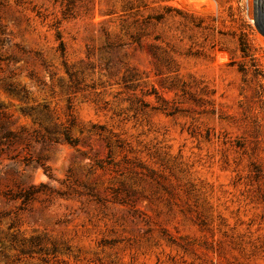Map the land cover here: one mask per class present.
<instances>
[{
  "label": "rangeland",
  "instance_id": "374dc122",
  "mask_svg": "<svg viewBox=\"0 0 264 264\" xmlns=\"http://www.w3.org/2000/svg\"><path fill=\"white\" fill-rule=\"evenodd\" d=\"M255 4L0 0V264H264Z\"/></svg>",
  "mask_w": 264,
  "mask_h": 264
},
{
  "label": "trees",
  "instance_id": "16d2710c",
  "mask_svg": "<svg viewBox=\"0 0 264 264\" xmlns=\"http://www.w3.org/2000/svg\"><path fill=\"white\" fill-rule=\"evenodd\" d=\"M58 37H59V34H58ZM58 49L60 50L62 55L65 54V44H64V42L62 40H60V44H59ZM242 50H243V52L247 53V47L246 46L243 45L242 46ZM62 133L64 134V138H65V140L67 142H69L71 144H76L77 140L71 136V134H70L68 129H64L62 131ZM29 195H31V194H28L27 196H29Z\"/></svg>",
  "mask_w": 264,
  "mask_h": 264
},
{
  "label": "bare ground",
  "instance_id": "6f19581e",
  "mask_svg": "<svg viewBox=\"0 0 264 264\" xmlns=\"http://www.w3.org/2000/svg\"><path fill=\"white\" fill-rule=\"evenodd\" d=\"M252 3V2H251ZM253 4V3H252ZM253 6V5H252ZM254 8H258V14H264V0H256ZM260 16V15H259ZM262 19V18H261ZM264 20V19H263Z\"/></svg>",
  "mask_w": 264,
  "mask_h": 264
}]
</instances>
